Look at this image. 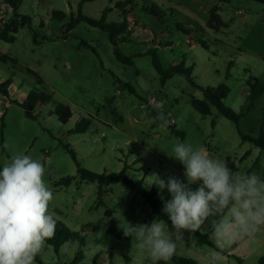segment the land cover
<instances>
[{
    "label": "rangeland",
    "instance_id": "rangeland-1",
    "mask_svg": "<svg viewBox=\"0 0 264 264\" xmlns=\"http://www.w3.org/2000/svg\"><path fill=\"white\" fill-rule=\"evenodd\" d=\"M79 2L24 0L17 12L28 16L29 23L18 29L13 42L0 39V56L15 59L14 64L0 59V79L10 80L13 86L10 93H0V165L14 152L41 160L46 168L44 179L54 192L50 209L57 220L86 239L84 246L65 243L57 252L45 243L37 255L43 264H70L78 249L84 254L79 264H152L150 255L132 245L131 238L118 239L107 233L109 228L123 231L127 223L150 224L156 217L149 205L122 183L104 187L98 198L97 183L81 181L64 146L73 150L80 168L110 174L126 167L125 175L141 181L146 190L151 189L147 184L153 174L165 181L175 176L186 183L182 164L169 156L178 140L204 148L211 157L234 167L235 174L255 172L264 178V150L242 141L239 134L257 137L264 125V5L249 0L221 5L223 20L233 16L232 24L225 33H215L206 28L205 20L192 19L189 8L166 0H132L131 4L98 0L85 2L78 9ZM143 6H155L163 16L161 21L145 13ZM105 9H110L107 22H122L124 15L129 21L128 41H119L118 48L131 57V65L115 59L106 31L80 19L99 20ZM0 11L1 30L12 10L3 5ZM244 14L246 19L241 18ZM176 24L191 30L190 37L177 31ZM197 39L206 48L196 43ZM150 49L157 51L165 69L184 62L185 68H191L194 84L177 73L161 84L151 56L140 55ZM28 68L41 82L26 72ZM121 82L131 84L136 94L123 89ZM220 84L229 88L223 104L236 113L245 107L253 86L260 94L237 125L214 107L209 115H201L190 103L192 98L203 100L201 88ZM30 91L49 97L34 108V118L26 117L20 106L26 99L20 103L22 95ZM150 99L163 101L161 110L178 133L152 121L147 110H156ZM57 105L69 108L71 117L66 123L53 113ZM82 119L91 121L87 131L71 133ZM65 177H72L70 184L58 186ZM198 186L191 187L195 190ZM156 194L171 199L167 188L156 187ZM106 210L112 212L110 216ZM202 228L208 235L210 222ZM169 230H173L171 225ZM210 249L195 234L184 231L175 256L208 264ZM261 251L264 254V249ZM258 257L254 255L243 264H257ZM168 264L177 263L170 260ZM221 264L240 263L229 258Z\"/></svg>",
    "mask_w": 264,
    "mask_h": 264
},
{
    "label": "clouds",
    "instance_id": "clouds-1",
    "mask_svg": "<svg viewBox=\"0 0 264 264\" xmlns=\"http://www.w3.org/2000/svg\"><path fill=\"white\" fill-rule=\"evenodd\" d=\"M149 104L156 110L152 121L167 128L170 121L161 110L163 101L150 99ZM171 152L169 156L184 168L186 183L175 176L165 181L153 174L147 186L155 184L170 193L163 212L173 230L158 218L150 224L127 223L123 235L144 249L152 264H168L178 242L184 241V231L203 234L202 226L210 222L208 237L215 248L209 250L208 264H221L226 248L264 231V178L255 172L235 174L225 161L189 142L178 140ZM45 172L41 160L23 152L12 153L0 169V264H35L55 233L56 213L50 209L54 192ZM193 184L199 186L193 190Z\"/></svg>",
    "mask_w": 264,
    "mask_h": 264
},
{
    "label": "trees",
    "instance_id": "trees-1",
    "mask_svg": "<svg viewBox=\"0 0 264 264\" xmlns=\"http://www.w3.org/2000/svg\"><path fill=\"white\" fill-rule=\"evenodd\" d=\"M24 0H2L0 1V8H2L3 5H7L9 9L12 10L11 18L5 23L3 28L0 30V39L5 42H13L15 40V34L17 33L18 29L20 27H23L24 25L29 23V17L25 15H21L17 12L18 8L22 4ZM98 0H80L78 4V9H80L81 5L85 2H94ZM126 4H131L132 0H124ZM230 0H218V3L213 5L209 9V18L206 21V28L218 33L221 29L226 28L227 25L223 21L222 16L220 14L221 11V5L229 3ZM261 5H264V0H249ZM122 4L120 1L119 4ZM142 10L153 17L157 21H161V18L163 17L161 12L155 8V6H143ZM80 11V10H79ZM110 11V9H105L101 13V17L99 20H94L86 17L80 16V19L85 20L87 23H89L92 26L98 27L108 33V39L110 44L113 47V54L115 59L120 62L121 64L125 65H131L132 59L131 57L125 56L122 54L118 48V42L119 41H128L129 38V21L123 16L122 22H107L106 21V15ZM64 14L60 13L59 16H62ZM177 31L183 33L184 35L190 37L191 30L185 29L180 24H176ZM196 43L200 44L203 48L204 43L202 40L197 39ZM140 55H150L151 56V62L154 70L159 76V81L161 84H164L168 79L172 77L173 74H181L188 78L192 84H194L191 80V68H185L184 62H179L177 64L172 65L169 69H165L162 66V63L160 61L159 55L155 49L147 50ZM1 60H9L13 64L15 63V59L7 56L2 55L0 56ZM26 72L29 73L31 76L35 77L39 82H41L40 77L38 74L31 70L26 69ZM257 82V81H256ZM10 84V80H6L0 84V93L3 95L7 94V88ZM121 86L123 89H126L131 94H136L135 89L133 86L127 82H121ZM201 91L203 92V100L192 98L190 103L192 107L198 111L201 115H209L210 114V108L214 107L219 114L224 116L226 119L234 122L236 125L238 124V121L241 116H243L245 113L250 111L253 106L255 100L260 95L256 91V87L253 86L250 90L249 95L247 96V103L245 107H243L239 113H236L232 111L231 109L225 107L223 104V100L227 97L229 93V88L224 85L220 84L217 87H205L201 88ZM262 92H264V89H262ZM49 101V97L44 93H38L37 91H30L26 99L20 104V106L24 109L25 116L28 118H34V114L32 113L34 108L36 106H40L42 104H45ZM53 113L58 117V120L61 123H66L69 118L71 117L70 110L67 106L64 105H57L55 109L53 110ZM147 114L150 117H154L156 115V111L152 109L147 110ZM169 120V119H168ZM170 121V120H169ZM90 120H80L74 127L73 130H71V133H84L87 131V129L90 126ZM158 124V122H156ZM171 130L172 133H178V131L175 129V126L171 123H169V126L167 127ZM239 134L241 136L242 141H247L252 143L255 147L264 150V125H261L259 129V133L257 137H252L250 135L243 134L239 131ZM65 150L70 154L71 159L76 165L77 173L80 176L81 181L86 183H97L98 185V198H100L102 194V190L104 187H108L110 185H114L117 183H122L126 188L132 190L137 195L141 196L146 204L150 207V213L156 217V219H164L168 225H171L170 220H168V217L163 212L164 203L170 199L169 196H166L162 199L157 197L156 194V185L154 184L150 190H146L141 181H134L130 178H128L125 175V169L124 167L121 171L116 173H110V174H97L90 172L88 170L82 169L79 166V163L76 160L75 154L72 149L69 148L68 145L64 146ZM258 162L256 160L253 164V166ZM227 163V162H226ZM229 163H227L228 165ZM232 167V166H231ZM0 169H2V166L0 165ZM232 170H235L233 167ZM72 180V177H65L61 179L58 182V186L60 187H66L70 184ZM112 212L106 210L105 214L107 216H110ZM57 220V219H56ZM107 233H109L111 236H114L118 239H130V237H125L123 235V231H117L114 229H107ZM197 236L198 240L211 248H215V245L213 242L209 239L208 235L202 234L199 231L196 233H193ZM85 237L79 234L76 231L70 230L68 227H66L61 221L57 220L56 229L54 235L46 240V244L53 247L54 251L57 252L58 249L65 243H77L80 247L84 246L85 244ZM218 250V249H217ZM84 258V254L82 250L78 249L73 257V260L70 264H79ZM177 264H197L194 260L187 259L180 256H173L172 259ZM35 261L39 264H43L39 259L36 257ZM257 264H264V256H262Z\"/></svg>",
    "mask_w": 264,
    "mask_h": 264
},
{
    "label": "crops",
    "instance_id": "crops-1",
    "mask_svg": "<svg viewBox=\"0 0 264 264\" xmlns=\"http://www.w3.org/2000/svg\"><path fill=\"white\" fill-rule=\"evenodd\" d=\"M171 3L175 4H181L184 5L186 8H189L191 12L192 19H202L207 21L209 18V9L218 3V0H166ZM233 17V16H232ZM232 17L228 19V21H224L227 25L226 28L221 29L219 32H226V30L230 29V25L232 24ZM241 18L246 19L247 15L244 14L241 16ZM223 19V18H222ZM218 32V33H219ZM4 82L2 79H0V84ZM13 89L12 83L9 84L8 88L6 89L11 92ZM3 98H5L3 96ZM26 98V96L22 95L20 99V103ZM264 232V231H262ZM259 232L254 237H246L244 240H241L237 242L236 244H233L230 248H226L222 253V261L228 262L229 258H233L236 261H238L240 264H243L247 259L250 257H253L254 255H258V260L264 256L262 254V249H264V233ZM212 241V240H211ZM219 251V249L217 250ZM208 256V254H207ZM205 256V257H207ZM256 262V263H257Z\"/></svg>",
    "mask_w": 264,
    "mask_h": 264
},
{
    "label": "built area",
    "instance_id": "built-area-1",
    "mask_svg": "<svg viewBox=\"0 0 264 264\" xmlns=\"http://www.w3.org/2000/svg\"><path fill=\"white\" fill-rule=\"evenodd\" d=\"M1 9V8H0ZM1 12V11H0Z\"/></svg>",
    "mask_w": 264,
    "mask_h": 264
}]
</instances>
